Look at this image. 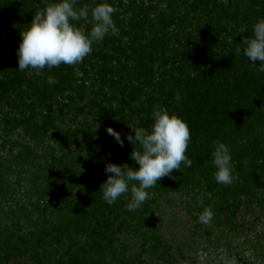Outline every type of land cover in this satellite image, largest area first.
<instances>
[{
	"label": "trees",
	"instance_id": "trees-1",
	"mask_svg": "<svg viewBox=\"0 0 264 264\" xmlns=\"http://www.w3.org/2000/svg\"><path fill=\"white\" fill-rule=\"evenodd\" d=\"M55 2L0 0V264H198L194 247L222 264L229 235L252 240L263 260L264 73L237 49L264 0H77L111 4L119 35L79 64L20 72V33ZM154 105L187 122L192 165L161 178L137 211L130 193L109 206L106 164L139 166L135 146L106 129L134 136L129 126L149 128ZM217 140L230 148V186L213 176Z\"/></svg>",
	"mask_w": 264,
	"mask_h": 264
},
{
	"label": "clouds",
	"instance_id": "clouds-1",
	"mask_svg": "<svg viewBox=\"0 0 264 264\" xmlns=\"http://www.w3.org/2000/svg\"><path fill=\"white\" fill-rule=\"evenodd\" d=\"M76 5L77 0H57L35 12L30 26L20 33L21 42L16 50L20 72L29 69L39 72L45 67L51 71L61 64H79L92 53L94 44L102 43L108 35H119L113 20L116 9L111 4L99 3L91 9L87 5L79 8ZM79 21L91 23L90 31L86 33L73 23ZM252 32L251 37L243 38L237 51L253 66H257V60L260 61L257 71L264 73V18L252 26ZM47 83L54 85L58 81L50 75ZM175 99H181L179 93ZM151 119L153 123L149 128L129 126L134 136L129 134L123 139L121 133L113 128L106 129L120 147L124 146L125 140L135 146L130 159L139 166L134 169L126 163L106 164L107 179L100 192L109 206L130 193L126 208L129 212L137 211L149 199L147 190L154 188L161 178L171 176L173 170L180 171L182 164L184 167L192 165V160L186 155L191 139L187 122L160 105L153 106ZM211 147L214 179L218 184L230 186L235 179L230 148L219 140L214 141ZM213 218L211 208L205 207L198 215V222L208 225Z\"/></svg>",
	"mask_w": 264,
	"mask_h": 264
},
{
	"label": "rangeland",
	"instance_id": "rangeland-1",
	"mask_svg": "<svg viewBox=\"0 0 264 264\" xmlns=\"http://www.w3.org/2000/svg\"><path fill=\"white\" fill-rule=\"evenodd\" d=\"M7 151L8 150L2 151L0 155L5 156ZM251 242L252 240L243 238L239 235H229L227 239L224 237L221 241L220 248L217 249V257L222 264H239V261H236L239 259L242 264H264V259L259 260L253 255L254 246ZM229 245L231 247H229ZM194 249L193 255L198 253V264H208L207 257L201 252L202 249L199 248V250L196 247H194ZM234 259L236 260L234 261ZM229 260L231 262L233 261V263ZM227 261H229V263Z\"/></svg>",
	"mask_w": 264,
	"mask_h": 264
}]
</instances>
